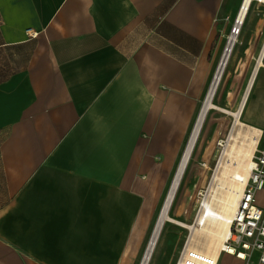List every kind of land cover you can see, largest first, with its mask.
Instances as JSON below:
<instances>
[{
    "label": "crops",
    "instance_id": "obj_1",
    "mask_svg": "<svg viewBox=\"0 0 264 264\" xmlns=\"http://www.w3.org/2000/svg\"><path fill=\"white\" fill-rule=\"evenodd\" d=\"M243 1L0 0V264L138 263ZM260 56L253 0L226 88L264 145Z\"/></svg>",
    "mask_w": 264,
    "mask_h": 264
},
{
    "label": "bare ground",
    "instance_id": "obj_2",
    "mask_svg": "<svg viewBox=\"0 0 264 264\" xmlns=\"http://www.w3.org/2000/svg\"><path fill=\"white\" fill-rule=\"evenodd\" d=\"M260 1L264 2V0ZM252 2L253 0L243 1L238 16V25L243 23ZM237 40L238 37L232 35L228 45L226 44L227 49L225 55L210 85L203 106L197 115L171 186L159 211L141 264L151 263L163 228L167 223L181 225L190 230V235L182 254L189 255L190 252H194L198 255L205 254L218 259L223 254L220 249L224 246V240L230 231L232 217L235 206L237 205L238 193L243 189L245 181L247 180L251 159L257 144L260 143L261 135L260 129L252 125H246L241 118L246 96L243 98L239 109L235 111L226 109L215 102L216 94L230 62ZM212 108L230 111L235 117V125L224 145L222 159L213 174L210 185L206 190L202 189L198 193L202 202L196 219L193 223H189L172 216L171 211L206 117ZM236 126L240 128L236 129ZM199 234L201 235L200 238H198ZM182 254L177 264H185L182 262ZM196 264L202 263L196 261Z\"/></svg>",
    "mask_w": 264,
    "mask_h": 264
},
{
    "label": "rangeland",
    "instance_id": "obj_3",
    "mask_svg": "<svg viewBox=\"0 0 264 264\" xmlns=\"http://www.w3.org/2000/svg\"><path fill=\"white\" fill-rule=\"evenodd\" d=\"M230 65L231 59L225 70L222 82L216 94L215 102L226 109L236 110L232 109V103L231 105L229 104L232 99L234 100V97L228 94L226 88L228 79L227 75ZM234 123L235 117L230 111L215 108L210 110L183 176L181 185L177 191V198L171 211L172 216L189 223H193L195 221L202 202V199L198 193L202 189L206 190L210 185L213 174L222 159L224 145L229 138L231 130L234 128ZM238 128L240 127L236 126V129ZM179 162L180 160L178 161V164ZM178 164L175 167L173 174L168 177V181L164 186V191L157 202L156 216L154 221L151 223L149 233L143 247L141 248L140 259L137 264H141L147 243L152 234L153 227L156 223L161 206L164 203L167 192L171 186ZM260 200L261 202H264V192L260 193ZM189 235L190 230L188 228L177 224L167 223L163 228L159 244L154 252L150 264L168 262L171 264H177L181 257L182 251L186 246ZM200 237L201 235L199 234L198 238ZM227 255L228 254L222 255L221 264H232L231 261H229V257Z\"/></svg>",
    "mask_w": 264,
    "mask_h": 264
},
{
    "label": "built area",
    "instance_id": "obj_4",
    "mask_svg": "<svg viewBox=\"0 0 264 264\" xmlns=\"http://www.w3.org/2000/svg\"><path fill=\"white\" fill-rule=\"evenodd\" d=\"M241 26L242 23L238 25L237 18L228 36L227 45L232 35L239 37ZM258 62L262 64L264 56H260ZM261 192H264V145L258 143L251 159L247 180L238 193L230 231L220 249L222 253L238 258L243 264H264V202L260 200ZM183 254L182 262L185 264H196V261L202 264H220V259L210 255H198L194 252Z\"/></svg>",
    "mask_w": 264,
    "mask_h": 264
}]
</instances>
